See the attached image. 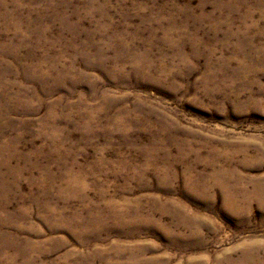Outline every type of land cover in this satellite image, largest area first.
Returning a JSON list of instances; mask_svg holds the SVG:
<instances>
[{
	"label": "rangeland",
	"instance_id": "1",
	"mask_svg": "<svg viewBox=\"0 0 264 264\" xmlns=\"http://www.w3.org/2000/svg\"><path fill=\"white\" fill-rule=\"evenodd\" d=\"M0 264H264V0H0Z\"/></svg>",
	"mask_w": 264,
	"mask_h": 264
}]
</instances>
